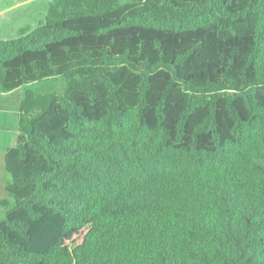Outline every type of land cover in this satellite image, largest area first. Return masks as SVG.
I'll use <instances>...</instances> for the list:
<instances>
[{
    "label": "trees",
    "instance_id": "obj_1",
    "mask_svg": "<svg viewBox=\"0 0 264 264\" xmlns=\"http://www.w3.org/2000/svg\"><path fill=\"white\" fill-rule=\"evenodd\" d=\"M28 91L0 264H264V0H52L0 40Z\"/></svg>",
    "mask_w": 264,
    "mask_h": 264
},
{
    "label": "rangeland",
    "instance_id": "obj_2",
    "mask_svg": "<svg viewBox=\"0 0 264 264\" xmlns=\"http://www.w3.org/2000/svg\"><path fill=\"white\" fill-rule=\"evenodd\" d=\"M52 0H0V40L15 37L20 28H35L46 18L47 8ZM20 24V25H18ZM27 89L35 94L62 93L65 88V79L57 77L26 85ZM8 179H11L7 171ZM4 192L0 188V197ZM8 203L14 204V199L8 194ZM0 212V219L5 215V209Z\"/></svg>",
    "mask_w": 264,
    "mask_h": 264
},
{
    "label": "crops",
    "instance_id": "obj_3",
    "mask_svg": "<svg viewBox=\"0 0 264 264\" xmlns=\"http://www.w3.org/2000/svg\"><path fill=\"white\" fill-rule=\"evenodd\" d=\"M21 29L23 28L19 31ZM28 91L31 90L23 86L0 95V188L4 192L0 198L6 201H8L6 186L11 179H8L5 155L9 148L18 145L23 140V135L19 130V121L22 101ZM1 209L0 212L3 211Z\"/></svg>",
    "mask_w": 264,
    "mask_h": 264
}]
</instances>
